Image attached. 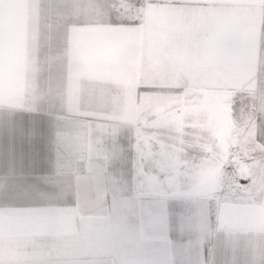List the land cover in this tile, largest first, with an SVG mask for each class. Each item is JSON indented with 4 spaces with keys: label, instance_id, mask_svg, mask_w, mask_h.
I'll return each mask as SVG.
<instances>
[{
    "label": "crops",
    "instance_id": "1",
    "mask_svg": "<svg viewBox=\"0 0 264 264\" xmlns=\"http://www.w3.org/2000/svg\"><path fill=\"white\" fill-rule=\"evenodd\" d=\"M0 264H264V0H0Z\"/></svg>",
    "mask_w": 264,
    "mask_h": 264
},
{
    "label": "rangeland",
    "instance_id": "2",
    "mask_svg": "<svg viewBox=\"0 0 264 264\" xmlns=\"http://www.w3.org/2000/svg\"><path fill=\"white\" fill-rule=\"evenodd\" d=\"M242 100V99H241ZM242 105L240 106V109H238L236 106H234V107H231V110L230 111H232V112H234L235 114H236V116H237V112H240V110H241V108L243 107V106H245V107H247V108H244V109H242L241 111H242V114L243 115H245V111L246 112H251V107H249L248 105H251L252 104V98L251 97H246V98H244L243 100H242ZM250 109H249V108ZM233 108V109H232ZM150 111H153V112H155L156 110H150ZM172 110H170L169 112H171ZM176 112H177V115H179L180 114V116L182 115V116H184V117H188L189 116V112H190V110H189V108H186V107H183V108H180V109H177L176 110ZM150 116V118H153V117H155V114L154 113H152V114H150L149 115ZM149 175V174H148ZM230 175H234V174H230ZM151 176V175H150ZM204 177H205V174H202V173H198L197 174V181H198V183L200 184V185H203V183H204ZM153 179V178H152ZM154 179H155V175H154Z\"/></svg>",
    "mask_w": 264,
    "mask_h": 264
}]
</instances>
